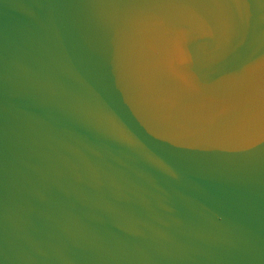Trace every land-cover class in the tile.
<instances>
[{
	"label": "water",
	"instance_id": "95a60500",
	"mask_svg": "<svg viewBox=\"0 0 264 264\" xmlns=\"http://www.w3.org/2000/svg\"><path fill=\"white\" fill-rule=\"evenodd\" d=\"M0 264H264V0H0Z\"/></svg>",
	"mask_w": 264,
	"mask_h": 264
}]
</instances>
